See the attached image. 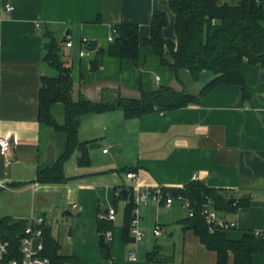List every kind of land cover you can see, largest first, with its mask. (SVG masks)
<instances>
[{
    "label": "crops",
    "instance_id": "obj_1",
    "mask_svg": "<svg viewBox=\"0 0 264 264\" xmlns=\"http://www.w3.org/2000/svg\"><path fill=\"white\" fill-rule=\"evenodd\" d=\"M240 2L218 0L219 5L237 6ZM7 4L14 7L12 12L5 10ZM163 11L169 19L163 35L176 41V17L165 0H0V138L12 134L10 152L0 155V220L44 218L60 246L59 256L76 264H217L216 253L180 223L187 210L179 202L170 208L155 204L140 208L139 228L145 233L141 244L124 242L123 224L116 227L114 222L107 233L98 228L109 208L115 207L118 213L121 191L131 190L135 197L157 186L183 188L195 177L247 202L236 213L222 214L236 223L225 232L230 240L264 232V70L247 60L242 73L248 98L242 86H220L197 105L141 119L128 120L122 111L86 116L80 121L78 136L81 142L99 146L88 147L91 164L81 167L77 160L68 174L69 160L65 184L37 181L39 166L52 158L50 146L57 157V136L50 134L45 141V128L38 119L41 80L58 75L44 59L48 34L66 40L60 54L72 68L75 101L83 95L99 102L104 89L139 97L141 83L147 92L167 86L197 95L203 87L201 79L182 71L179 81L144 44L151 34L153 16ZM121 23L139 26L140 70L131 60L107 53L113 27ZM84 39L97 40V50L105 51L97 71L91 70L97 51L88 57L80 55ZM68 40L73 43L70 49ZM165 56L172 62L168 49ZM118 148L121 154L128 151L127 156L120 158L115 153ZM129 173L137 178L129 179ZM171 222L179 225L173 226L175 231L180 229L176 232L179 245L175 231L168 236L174 241H160L162 235L154 233L153 237L146 235L152 226L153 231L158 225L163 230ZM102 234L109 253L100 243ZM132 252L135 261L130 260ZM151 252L152 261L148 259ZM253 262L264 264V254L254 255ZM228 264H234L233 256Z\"/></svg>",
    "mask_w": 264,
    "mask_h": 264
},
{
    "label": "trees",
    "instance_id": "obj_2",
    "mask_svg": "<svg viewBox=\"0 0 264 264\" xmlns=\"http://www.w3.org/2000/svg\"><path fill=\"white\" fill-rule=\"evenodd\" d=\"M176 17V41L164 37L163 31L169 25L165 11L154 15L151 21V34L144 44L151 47L163 66L169 67L181 81L180 73L189 72L200 80L203 73H211L212 78L205 83L199 94L186 90L178 91L172 87L160 86L147 92L140 84L139 97H124L120 92L104 89L102 100L93 102L83 95L73 99L72 68L61 59V44L48 34L49 42L45 45V61L54 68L57 77H43L39 93L38 119L44 128L52 129L62 144V151L56 158H48L39 166L37 181L43 184H65L69 181L65 174V164L76 151L81 155L78 164L87 167L91 164L88 155V142H81L78 136L80 121L89 115L122 111L125 118L141 119L152 113H167L190 105H197L202 98L220 86H242L244 97L248 98L243 77L245 60L253 66L259 65L264 70V0H241L239 5H219L218 0H165ZM252 6L250 7V5ZM114 40L110 42L108 55L121 60H131L139 70L142 67L140 56L139 26L121 23L115 25ZM169 50L172 62L166 56ZM91 61V70L97 71L103 62L105 51L96 50ZM62 105L64 121L59 122L54 115V107ZM133 169H128L132 171ZM165 193L173 196L182 195L190 200L194 217L180 221L185 230H191L201 243L217 255V264H228L233 256L234 264H254L256 254H264V238L247 233L241 240H230L225 232L211 233L203 216L204 205L208 202L220 214H233L245 207L247 202L231 198L228 193L209 187L205 182L192 180L184 188H165ZM126 202L124 209L123 240L134 244L132 222L135 218V198L131 190L123 191L117 201ZM114 222L99 220L101 233L113 228ZM29 220L12 221L10 218L0 220V241L9 240L18 248L16 235L23 232ZM44 255L59 264H76L73 259L59 256V244L53 238L51 229L43 225ZM153 252L148 259L153 260Z\"/></svg>",
    "mask_w": 264,
    "mask_h": 264
},
{
    "label": "built area",
    "instance_id": "obj_3",
    "mask_svg": "<svg viewBox=\"0 0 264 264\" xmlns=\"http://www.w3.org/2000/svg\"><path fill=\"white\" fill-rule=\"evenodd\" d=\"M7 12H12L14 7L11 4L5 6ZM116 30H112V34L109 38V41L114 40ZM90 40L84 39V47L81 50V57H88L92 52H89L87 47L89 46ZM67 48H72L73 43L68 40L66 42ZM12 146V134L8 133L6 136L0 138V155L6 156ZM107 152V150H105ZM129 179L135 180L137 175L135 173L127 174ZM193 180H198L195 177ZM184 188V187H183ZM165 188L160 186L147 188L141 192H138L135 198V218L132 222V236L135 239L136 244H141L144 242L145 233L139 228L140 222V208L142 206H148L150 204H155L159 208H170L173 204L179 202L186 210L188 217H194V209L192 208L190 200L185 198L182 195L173 196L170 193H165ZM76 207V206H75ZM203 216L205 218L206 224L211 233L217 231L226 232L230 229L236 227L235 222H230L226 220L222 214L217 212L214 208L212 202H208L204 205ZM117 218V209L111 207L108 209L106 214H103L101 219L109 222H115ZM45 220L42 217L31 218L29 220V225L27 228L16 235L19 240L18 248H14L12 243L9 240L0 241V264H59L52 261L48 256L44 255L45 252V243H44V232L43 225ZM156 237L162 235L161 228L158 226L155 227L153 231ZM254 235L264 238V232L256 231L253 232ZM107 238H111L110 234H107ZM130 260L135 261V253L130 254ZM70 264V263H65Z\"/></svg>",
    "mask_w": 264,
    "mask_h": 264
},
{
    "label": "rangeland",
    "instance_id": "obj_4",
    "mask_svg": "<svg viewBox=\"0 0 264 264\" xmlns=\"http://www.w3.org/2000/svg\"><path fill=\"white\" fill-rule=\"evenodd\" d=\"M189 89H190L189 91H193V90H191V87ZM64 113L65 112H64V108H63L62 105H56L54 107V115H55L56 119L59 122H63L64 121V118H65ZM50 134H53L54 136H56L52 129L45 128V132L43 133V138H44L45 141H47L48 137L50 138ZM60 144L61 143H60L58 137H55L54 145H55V148L57 149V155L62 151V146ZM120 150H121V148L116 149L115 153H117L120 158L126 157L127 154H128V151H126L124 154H121V153H119ZM79 155H80V152L76 151L73 154V156L71 157V159L69 161L70 163L68 165V174L72 173V171H74L75 167L77 166V160H78ZM117 207H118V213H117V220L115 221V226L116 227L117 226L120 227L123 224V215H124L125 201L124 200H119L117 202ZM186 213H187V211H186ZM186 213L183 212V215L185 216ZM173 226L175 227V226H179V225H177L176 222H171L163 230L161 229L162 237L159 239L160 241H168L169 239H173L172 241H174V239H175L174 237L173 238H169L168 237L172 233V231H175ZM153 228L154 227L152 226L148 231H146V235L148 234L147 236L153 237L152 236ZM179 230L180 229L178 228V231H175V233L176 232L178 233ZM177 233H176L175 237H176V241H177V243L179 245L180 242H178Z\"/></svg>",
    "mask_w": 264,
    "mask_h": 264
},
{
    "label": "water",
    "instance_id": "obj_5",
    "mask_svg": "<svg viewBox=\"0 0 264 264\" xmlns=\"http://www.w3.org/2000/svg\"><path fill=\"white\" fill-rule=\"evenodd\" d=\"M251 6H252V4L250 5V7ZM97 44H98L97 40H90L89 46L87 47L88 51L89 52H95L97 50ZM212 76L213 75L211 73H208V72L202 74L201 81H202L203 86L205 85V83L207 81H209L212 78ZM263 77H264V73L261 75V79ZM89 148L90 149H96V148H99V146L97 144H95V143H92V144L89 145ZM48 154L52 158L55 157V150H54L53 146L49 147ZM125 193H126V190H124V194ZM99 239H100L101 245L106 249L107 253H109V246L107 244L106 235L102 234Z\"/></svg>",
    "mask_w": 264,
    "mask_h": 264
}]
</instances>
